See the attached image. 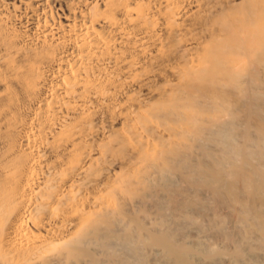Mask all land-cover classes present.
Here are the masks:
<instances>
[{"label": "bare ground", "instance_id": "obj_1", "mask_svg": "<svg viewBox=\"0 0 264 264\" xmlns=\"http://www.w3.org/2000/svg\"><path fill=\"white\" fill-rule=\"evenodd\" d=\"M0 264H264V0H0Z\"/></svg>", "mask_w": 264, "mask_h": 264}]
</instances>
